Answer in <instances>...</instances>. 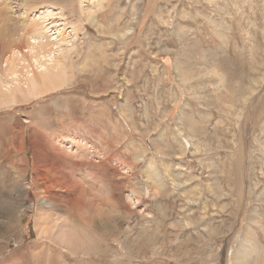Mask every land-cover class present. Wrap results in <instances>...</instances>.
I'll return each instance as SVG.
<instances>
[{
  "label": "rangeland",
  "instance_id": "1",
  "mask_svg": "<svg viewBox=\"0 0 264 264\" xmlns=\"http://www.w3.org/2000/svg\"><path fill=\"white\" fill-rule=\"evenodd\" d=\"M25 1L4 87L64 66L0 101V264H264V0Z\"/></svg>",
  "mask_w": 264,
  "mask_h": 264
},
{
  "label": "bare ground",
  "instance_id": "2",
  "mask_svg": "<svg viewBox=\"0 0 264 264\" xmlns=\"http://www.w3.org/2000/svg\"><path fill=\"white\" fill-rule=\"evenodd\" d=\"M2 2H4L5 4H6V2H7V4H8V9L6 10V9H4V10H1L0 11V34L2 35V30L3 31H6L7 30V28H8V26H7V19L10 17V14L8 13V11L10 10V8H9V4H11L10 3V1L11 0H1ZM21 1H23V0H21ZM27 1V0H26ZM26 1H25V5H26V7L24 6V9H25V12H27V10L29 9V7L31 6L30 5V3L32 2V1H28L29 3H28V7H27V4H26ZM53 1V0H52ZM55 1V0H54ZM15 2V1H14ZM13 3V2H12ZM3 4V3H2ZM4 4V5H5ZM6 4V5H7ZM21 6H23V3L21 4ZM5 7H7V6H5ZM44 7V6H43ZM47 8V6L44 8V9H46ZM43 9V8H42ZM43 9V10H44ZM31 11V10H30ZM49 11V10H48ZM48 11H46V10H44L43 11V13H42V15H45L46 13H48ZM29 12V11H28ZM31 12H33V11H31ZM50 12V11H49ZM26 14H28V13H26ZM31 13H29V15H30ZM41 14V13H40ZM28 16V15H27ZM30 17V16H29ZM27 18V17H26ZM29 20H30V18H28ZM36 18H34V20H35ZM37 19H38V16H37ZM36 19V20H37ZM40 19V18H39ZM33 19H32V23L30 24V25H25V27L28 29V30H30L31 32H33V34L32 35H35L34 33H36V32H39L40 30H38L37 29V26H38V24H37V22L38 21H34ZM30 28V29H29ZM25 31H26V29H25ZM24 31V32H25ZM27 32V31H26ZM30 33V32H29ZM22 35V34H21ZM20 35V36H21ZM37 35V34H36ZM35 35V36H36ZM38 35H39V33H38ZM20 36L18 37V38H20ZM40 36V35H39ZM23 37V36H22ZM34 37V36H33ZM41 37V36H40ZM25 40H26V45L25 44H21V43H18L19 42V40H18V42L16 41V40H14L13 38V40H9L8 42H7V45L9 46V47H11V51H8L9 52V54H7L8 55V57H7V60H6V63H7V65L6 66H8V72H9V75H11V76H14V75H17L20 71H26V73H23V76H26V82L25 83H22V81L23 80H21V83H19V84H10V87L8 88V87H4V86H6L5 85V82L2 80V79H0V101H3V103H6V104H8V102L10 101V99L12 98V99H16V98H18V96L20 95V94H22V95H25V96H32V95H37L38 93H39V91L41 90V89H43V84L42 83H40L41 81H43L44 82V88H47L48 87V85L49 84H51V86L52 85H54V84H56V83H58V82H60V81H62V75L61 74H58V73H54V71L55 70H59V69H61L63 66H64V64L63 63H61L60 61H54L53 62V64H51V66H49V67H46L47 69H46V74H44V73H41V72H38V73H40V75H37L35 72H34V70H33V68H31L30 66H28V67H26V68H24V69H22V70H20L19 72L17 71V68H19L18 66H19V64H17V62L18 61H21L20 59L18 60V52H21L22 53V51L25 49V48H29L27 51L28 52H31V54H33L32 56H30V54H29V57L31 58H33V61L34 62H36V63H41V60L43 61V59H44V61H46V60H48V61H53V60H55V58L53 57V56H51V53H52V51L51 52H49L48 50H46V46L44 45V44H42V43H44V42H40V43H36L35 41V43H33V42H31V40H29L28 38H26V37H23ZM37 39H38V37H37ZM23 40V39H22ZM25 40H24V42H25ZM34 40V39H33ZM39 40V39H38ZM30 45V46H29ZM26 46V47H25ZM25 47V48H24ZM36 49V50H35ZM21 50V51H20ZM26 50V49H25ZM24 52H26V51H24ZM44 52V53H43ZM19 56H21L22 57V59H24L23 58V55H19ZM25 57V56H24ZM25 60H26V58H25ZM29 60V59H28ZM28 60H26V61H28ZM32 60V59H31ZM57 60V59H56ZM59 60V59H58ZM23 61V60H22ZM20 63V62H19ZM24 63H26V62H24ZM27 63H29V62H27ZM47 62H44V63H41V65H45ZM23 64V63H22ZM21 64V65H22ZM30 65V64H29ZM39 64H37V66H38ZM17 67V68H16ZM41 67V66H40ZM44 67V66H43ZM44 67V68H45ZM16 68V69H15ZM39 68V67H38ZM26 69V70H25ZM7 74V73H6ZM7 76V75H6ZM8 77V76H7ZM24 78V77H23ZM49 83V84H48ZM4 88H6V89H4ZM4 105V104H3ZM257 157V156H256ZM57 164V163H56ZM55 167H57V166H55ZM59 168V167H58ZM69 180V179H68ZM59 181V180H58ZM56 182V181H55ZM71 182V184H73L74 182L73 181H70ZM57 183V182H56ZM54 185H56V184H54ZM61 187L60 188H63V187H65L66 186V189H69V193H68V195H71L72 194V192L73 193H76V195L77 194H82V192H80V191H78L77 189L79 188V186H76V185H65V186H63V185H60ZM50 187H52V186H50ZM57 187H59V186H57ZM77 187V188H76ZM58 189V188H57ZM65 189V188H64ZM71 192V193H70ZM95 213V212H94ZM250 256V253H249V251H246L245 253H244V255H243V257L245 258V260L246 261H249L248 260V257Z\"/></svg>",
  "mask_w": 264,
  "mask_h": 264
},
{
  "label": "crops",
  "instance_id": "3",
  "mask_svg": "<svg viewBox=\"0 0 264 264\" xmlns=\"http://www.w3.org/2000/svg\"><path fill=\"white\" fill-rule=\"evenodd\" d=\"M100 152V151H99ZM100 154H101V152H100ZM102 155V154H101Z\"/></svg>",
  "mask_w": 264,
  "mask_h": 264
}]
</instances>
